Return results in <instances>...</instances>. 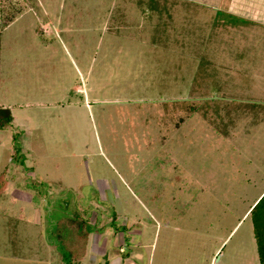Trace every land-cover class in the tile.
Returning <instances> with one entry per match:
<instances>
[{"label":"rangeland","instance_id":"374dc122","mask_svg":"<svg viewBox=\"0 0 264 264\" xmlns=\"http://www.w3.org/2000/svg\"><path fill=\"white\" fill-rule=\"evenodd\" d=\"M0 109V264H259L264 0H0Z\"/></svg>","mask_w":264,"mask_h":264},{"label":"trees","instance_id":"16d2710c","mask_svg":"<svg viewBox=\"0 0 264 264\" xmlns=\"http://www.w3.org/2000/svg\"><path fill=\"white\" fill-rule=\"evenodd\" d=\"M12 117L7 109H0V129L10 125ZM10 162L12 165L21 166L23 156L20 147L13 145ZM6 170L0 173V196L7 186ZM252 224V234L256 243V251L259 264H264V193L254 203L249 211ZM91 226L86 218L79 214L62 216L54 223L52 228L55 251L63 264H73L84 258L88 236L91 234Z\"/></svg>","mask_w":264,"mask_h":264}]
</instances>
